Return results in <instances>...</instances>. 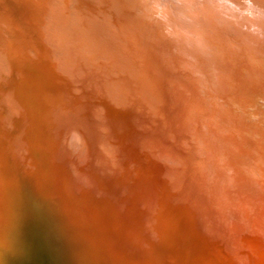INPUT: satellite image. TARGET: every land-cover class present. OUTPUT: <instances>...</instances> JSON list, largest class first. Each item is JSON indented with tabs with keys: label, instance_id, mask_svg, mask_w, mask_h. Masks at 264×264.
Wrapping results in <instances>:
<instances>
[{
	"label": "water",
	"instance_id": "obj_1",
	"mask_svg": "<svg viewBox=\"0 0 264 264\" xmlns=\"http://www.w3.org/2000/svg\"><path fill=\"white\" fill-rule=\"evenodd\" d=\"M0 264H264V0H0Z\"/></svg>",
	"mask_w": 264,
	"mask_h": 264
}]
</instances>
